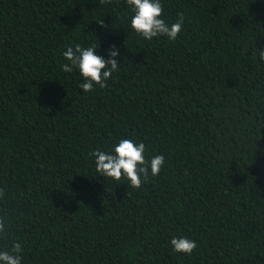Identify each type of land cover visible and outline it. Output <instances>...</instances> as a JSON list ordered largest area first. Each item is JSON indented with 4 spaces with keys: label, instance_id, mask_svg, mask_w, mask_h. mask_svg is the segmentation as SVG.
Masks as SVG:
<instances>
[{
    "label": "trees",
    "instance_id": "1",
    "mask_svg": "<svg viewBox=\"0 0 264 264\" xmlns=\"http://www.w3.org/2000/svg\"><path fill=\"white\" fill-rule=\"evenodd\" d=\"M161 4L174 41L126 0H0V250L21 264H264V0ZM77 44L118 49L106 88L62 71ZM121 139L164 157L139 189L96 172Z\"/></svg>",
    "mask_w": 264,
    "mask_h": 264
},
{
    "label": "clouds",
    "instance_id": "2",
    "mask_svg": "<svg viewBox=\"0 0 264 264\" xmlns=\"http://www.w3.org/2000/svg\"><path fill=\"white\" fill-rule=\"evenodd\" d=\"M100 4L111 3V0H99ZM127 6L131 9L133 15L131 18V29L144 40L151 41L154 37L166 36L169 40H176L182 29V18L180 22L169 25L163 16V6L161 0H126ZM103 27V21H98ZM98 44L87 48L77 44L75 47L68 46L63 52V56L68 63L61 66L62 71L71 73L78 70L82 77V82L78 87L83 93H88L98 85L100 88H106L107 81L113 73L118 71L120 61L116 59L119 51L115 45L108 51V58L96 54ZM253 56H258L259 60L264 61V49L252 51ZM146 151L143 142L136 143L131 139H121L114 146L111 153L95 150L90 155L94 157L96 172L105 179L120 181L126 178L128 187L139 189L141 185L147 182L149 174L152 177L157 176L163 167L165 160L162 155H155L147 161L144 157ZM150 165V173H149ZM4 195L0 189V198ZM6 225L4 218L0 217V235L6 234ZM172 251L191 255L196 249V242L186 237L172 238ZM22 246L15 242L9 250H0V264H21Z\"/></svg>",
    "mask_w": 264,
    "mask_h": 264
}]
</instances>
